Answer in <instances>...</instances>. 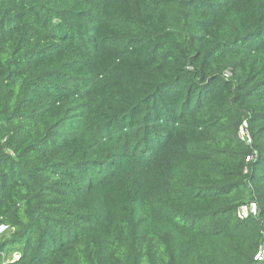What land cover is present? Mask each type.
Instances as JSON below:
<instances>
[{"label": "trees", "instance_id": "obj_1", "mask_svg": "<svg viewBox=\"0 0 264 264\" xmlns=\"http://www.w3.org/2000/svg\"><path fill=\"white\" fill-rule=\"evenodd\" d=\"M0 226V264H257L264 0H0Z\"/></svg>", "mask_w": 264, "mask_h": 264}, {"label": "built area", "instance_id": "obj_2", "mask_svg": "<svg viewBox=\"0 0 264 264\" xmlns=\"http://www.w3.org/2000/svg\"><path fill=\"white\" fill-rule=\"evenodd\" d=\"M230 72L228 71L226 73V76H229ZM244 129H242L241 131V138L242 139H246L248 141H251L250 138V134L248 133L247 130L246 133L244 134ZM252 158V155L247 156V161H249ZM259 212L258 210V205L255 201H249L247 203L242 204L238 210H237V216L240 219H245L246 217L250 216V215H257ZM19 258V253L16 252L15 256L13 259H18ZM254 260L257 262H264V242L260 244V246L258 247L256 253L254 254Z\"/></svg>", "mask_w": 264, "mask_h": 264}, {"label": "rangeland", "instance_id": "obj_3", "mask_svg": "<svg viewBox=\"0 0 264 264\" xmlns=\"http://www.w3.org/2000/svg\"><path fill=\"white\" fill-rule=\"evenodd\" d=\"M244 134L246 133L245 129H244ZM7 231V230H6ZM5 232L4 228L2 226H0V237L2 236V234ZM7 235H9V232H7ZM16 252H12L9 255H5V259H13L15 256Z\"/></svg>", "mask_w": 264, "mask_h": 264}, {"label": "water", "instance_id": "obj_4", "mask_svg": "<svg viewBox=\"0 0 264 264\" xmlns=\"http://www.w3.org/2000/svg\"><path fill=\"white\" fill-rule=\"evenodd\" d=\"M257 264H264V262H261V261H260V262H258Z\"/></svg>", "mask_w": 264, "mask_h": 264}]
</instances>
